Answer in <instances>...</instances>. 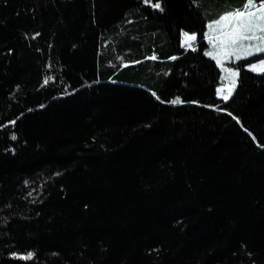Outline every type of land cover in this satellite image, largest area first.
Returning a JSON list of instances; mask_svg holds the SVG:
<instances>
[{
  "label": "trees",
  "instance_id": "obj_1",
  "mask_svg": "<svg viewBox=\"0 0 264 264\" xmlns=\"http://www.w3.org/2000/svg\"><path fill=\"white\" fill-rule=\"evenodd\" d=\"M246 4L0 0V264H264V53L227 101L206 54Z\"/></svg>",
  "mask_w": 264,
  "mask_h": 264
},
{
  "label": "snow or ice",
  "instance_id": "obj_2",
  "mask_svg": "<svg viewBox=\"0 0 264 264\" xmlns=\"http://www.w3.org/2000/svg\"><path fill=\"white\" fill-rule=\"evenodd\" d=\"M156 8H161L159 3L154 5ZM255 10H252V9ZM235 18L238 22L237 26H235L231 33L228 34L231 43L233 45L237 44L238 41L243 40H259L261 43L257 45H248L247 48L244 49V55H236L235 53H230V55H236V59H246L257 53H264V36H257V32H264V0H259V4L257 6V0H247V4L243 11H237L235 13H229L221 17V20H231ZM195 35L185 34V43L189 41L195 40ZM190 46V45H189ZM243 47V46H242ZM207 55H212V53H206ZM216 57L213 56V59ZM219 64L220 61L217 60ZM249 70L251 71H264V60H260L257 63H253L249 65ZM231 79V85L228 89V94L223 96V99L227 101L229 97L232 95V91L236 86V77L239 76V70H226ZM47 83V79L45 80ZM218 92H222L221 89H218ZM172 103H180L179 98L172 101ZM14 123V121L12 122Z\"/></svg>",
  "mask_w": 264,
  "mask_h": 264
},
{
  "label": "rangeland",
  "instance_id": "obj_3",
  "mask_svg": "<svg viewBox=\"0 0 264 264\" xmlns=\"http://www.w3.org/2000/svg\"><path fill=\"white\" fill-rule=\"evenodd\" d=\"M252 10L255 9L253 8ZM230 13H235V12H230ZM227 14L229 13H225L222 16ZM221 17L217 21L211 22L207 25L206 37L209 42V48L207 53H212V55H209L211 58H213V56L216 57L214 59L216 63L217 60L220 61V63L219 64L217 63V65L221 71V85L217 88L216 95L218 98L225 101L223 99V96L228 94V89L231 85V79H232L229 77L228 72L226 70L229 69L233 71L236 70L230 65H228V63L236 62L237 61L236 55H244L245 54L244 49L247 48L248 45H257L260 44L261 42L259 40H251V41L243 40V41H238L237 44L233 45L231 43L228 34L232 32L233 28L237 26L238 22L235 20V18L225 21V20H221ZM185 34L188 33H184L181 38V47L183 48H185L188 45H191V43L193 42L192 40L189 41L188 43H185ZM256 35L264 36V32H257ZM230 53H235L236 55H230ZM254 72H262V71H254ZM235 79L237 80V77ZM218 89H221L222 92H218Z\"/></svg>",
  "mask_w": 264,
  "mask_h": 264
},
{
  "label": "crops",
  "instance_id": "obj_4",
  "mask_svg": "<svg viewBox=\"0 0 264 264\" xmlns=\"http://www.w3.org/2000/svg\"><path fill=\"white\" fill-rule=\"evenodd\" d=\"M217 20H218V19H217ZM217 20H216V21H217ZM183 34H184V33H182V34H181V38H182V35H183ZM190 35H194V34H190ZM193 42H194V40H193ZM193 42L191 43V45H190V46L188 45V46H186L185 48H187V47H191V46H192V44H193Z\"/></svg>",
  "mask_w": 264,
  "mask_h": 264
}]
</instances>
